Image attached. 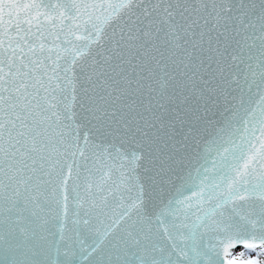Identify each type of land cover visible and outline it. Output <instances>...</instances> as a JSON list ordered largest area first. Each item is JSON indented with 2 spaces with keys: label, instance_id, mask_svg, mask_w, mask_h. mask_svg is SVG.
<instances>
[{
  "label": "snow or ice",
  "instance_id": "1",
  "mask_svg": "<svg viewBox=\"0 0 264 264\" xmlns=\"http://www.w3.org/2000/svg\"><path fill=\"white\" fill-rule=\"evenodd\" d=\"M0 264H264V0H0Z\"/></svg>",
  "mask_w": 264,
  "mask_h": 264
}]
</instances>
